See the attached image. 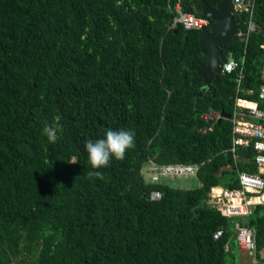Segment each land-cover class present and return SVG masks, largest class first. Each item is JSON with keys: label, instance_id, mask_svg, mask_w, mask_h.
Returning <instances> with one entry per match:
<instances>
[{"label": "trees", "instance_id": "1", "mask_svg": "<svg viewBox=\"0 0 264 264\" xmlns=\"http://www.w3.org/2000/svg\"><path fill=\"white\" fill-rule=\"evenodd\" d=\"M200 2L0 0V264H238L232 219L207 192L257 171L251 146L227 150L225 116L236 96L264 109V0L253 1L258 29L220 47L243 56L238 81L221 71L204 90L199 28L174 21L176 5L201 16ZM233 18L243 31L248 13ZM56 117L50 143L42 129ZM108 129L132 131L135 146L89 177L85 144ZM148 161L196 165L199 185L152 180ZM233 220L264 248V205Z\"/></svg>", "mask_w": 264, "mask_h": 264}, {"label": "built area", "instance_id": "2", "mask_svg": "<svg viewBox=\"0 0 264 264\" xmlns=\"http://www.w3.org/2000/svg\"><path fill=\"white\" fill-rule=\"evenodd\" d=\"M254 0H231L235 10H244L248 13V18L243 31L237 30L236 35L240 36L243 42L246 41L247 35L258 29L250 16ZM178 16L174 21H179L184 28H200L206 26L208 20L201 16L195 17L189 13L180 12L176 5ZM261 48V68L260 80L257 96L259 99L264 98V42ZM243 63V56L238 60L226 58L221 64V71H236V81L240 77V69ZM248 92L250 90H247ZM214 117V116H212ZM230 121V145L227 150L233 154L240 146H251L254 151L253 162L256 172L238 171L237 187L227 188L212 185L207 192V202L214 207L222 216L231 218L230 229L233 233L234 242L250 260L251 264H264V248L256 250L253 229L244 226L234 218H242L251 213L255 204L264 205V109H259L254 101L241 97H235L231 115L227 117ZM145 169L150 179L156 180L165 176H186L191 175L196 170V165L188 163H167L157 164L148 161ZM157 191H152L149 198L158 197ZM221 229L213 232L212 237L217 238L221 234ZM227 250V244L224 245Z\"/></svg>", "mask_w": 264, "mask_h": 264}, {"label": "water", "instance_id": "3", "mask_svg": "<svg viewBox=\"0 0 264 264\" xmlns=\"http://www.w3.org/2000/svg\"><path fill=\"white\" fill-rule=\"evenodd\" d=\"M201 17L210 19L209 27L199 28L198 46L204 55L203 62L199 63L195 71L202 79V90L207 89L211 80L221 72V64L226 56L220 47L229 39L235 37L238 26L233 14L237 13L231 0H217L210 6L205 0L200 2ZM221 116V114H220ZM228 115L225 116L227 119Z\"/></svg>", "mask_w": 264, "mask_h": 264}, {"label": "clouds", "instance_id": "4", "mask_svg": "<svg viewBox=\"0 0 264 264\" xmlns=\"http://www.w3.org/2000/svg\"><path fill=\"white\" fill-rule=\"evenodd\" d=\"M56 123L46 124L42 129V134L50 143H55L57 131L59 130V117L55 118ZM135 146V135L130 130H112L108 129L103 138L95 141L88 140L85 149L88 154V162L92 169L88 173L89 177L103 179V173L99 169L109 165L111 159L122 161L126 152ZM76 163V162H72Z\"/></svg>", "mask_w": 264, "mask_h": 264}, {"label": "rangeland", "instance_id": "5", "mask_svg": "<svg viewBox=\"0 0 264 264\" xmlns=\"http://www.w3.org/2000/svg\"><path fill=\"white\" fill-rule=\"evenodd\" d=\"M209 116H215V113L210 114ZM142 171H143V168H142ZM224 177L225 176H223V178ZM160 180L169 186L177 187L181 189L192 188V187L199 185L198 179L196 178L195 175L178 176V177L177 176H173V177L165 176V177H161ZM234 251L237 256L238 264H251L249 258L244 253H242L239 248L236 247Z\"/></svg>", "mask_w": 264, "mask_h": 264}]
</instances>
